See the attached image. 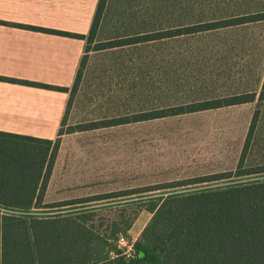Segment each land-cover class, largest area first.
<instances>
[{
	"label": "rangeland",
	"instance_id": "1",
	"mask_svg": "<svg viewBox=\"0 0 264 264\" xmlns=\"http://www.w3.org/2000/svg\"><path fill=\"white\" fill-rule=\"evenodd\" d=\"M261 13L264 0H106L91 48L94 50L98 43L163 31L186 33L192 25ZM263 85L264 20L92 53L85 61L69 105L45 203L137 193L234 171L257 113L260 122L248 148V165L264 162V101L260 100ZM252 94L256 96L254 102L223 109L84 132L76 129ZM261 180L264 176L157 190L103 201L85 209H109ZM80 210L0 209L3 214L40 218ZM151 217L146 211L140 214L128 245H122L128 252Z\"/></svg>",
	"mask_w": 264,
	"mask_h": 264
},
{
	"label": "trees",
	"instance_id": "2",
	"mask_svg": "<svg viewBox=\"0 0 264 264\" xmlns=\"http://www.w3.org/2000/svg\"><path fill=\"white\" fill-rule=\"evenodd\" d=\"M105 2L101 0L87 38L88 51L95 43ZM263 20L264 13L217 20L189 26L186 33L171 30L135 39L98 43L94 50L226 29ZM56 33L86 39L81 35ZM85 61L81 65L69 105L79 85ZM55 89L68 92V89ZM255 99V94L214 99L139 114L133 120L126 119L122 123L112 119L107 123L110 125H81L76 129L84 132L107 126L192 115L251 103ZM260 100L264 101V85ZM66 120L67 116L63 120V128ZM258 122L260 113L253 120L234 171L189 179L168 187L147 188L137 193L88 196L48 204L45 203L46 191L60 150L63 128L55 141L0 132V209L31 212L82 208L80 211L47 218L3 214L0 211V264H264V180L177 193L163 200L109 209H85V206L135 194L264 176V162L248 165V148ZM143 211L151 214V220L139 239L132 244L133 250L128 252L120 241L122 238L129 241L130 232Z\"/></svg>",
	"mask_w": 264,
	"mask_h": 264
},
{
	"label": "crops",
	"instance_id": "3",
	"mask_svg": "<svg viewBox=\"0 0 264 264\" xmlns=\"http://www.w3.org/2000/svg\"><path fill=\"white\" fill-rule=\"evenodd\" d=\"M100 3L0 0V132L52 141L59 137L81 65L96 53L87 50V38Z\"/></svg>",
	"mask_w": 264,
	"mask_h": 264
},
{
	"label": "built area",
	"instance_id": "4",
	"mask_svg": "<svg viewBox=\"0 0 264 264\" xmlns=\"http://www.w3.org/2000/svg\"><path fill=\"white\" fill-rule=\"evenodd\" d=\"M120 243H121V245H124V244H127L128 243V241L127 240H125L124 238H122L121 239V241H120ZM128 245V244H127Z\"/></svg>",
	"mask_w": 264,
	"mask_h": 264
},
{
	"label": "water",
	"instance_id": "5",
	"mask_svg": "<svg viewBox=\"0 0 264 264\" xmlns=\"http://www.w3.org/2000/svg\"><path fill=\"white\" fill-rule=\"evenodd\" d=\"M141 256L143 257V256H144V254L142 253V254H141Z\"/></svg>",
	"mask_w": 264,
	"mask_h": 264
}]
</instances>
